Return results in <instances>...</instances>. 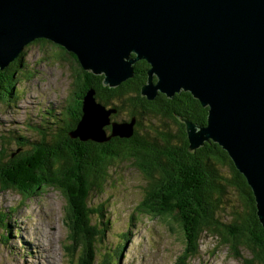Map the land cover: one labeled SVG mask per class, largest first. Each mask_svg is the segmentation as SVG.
<instances>
[{
  "label": "water",
  "instance_id": "obj_1",
  "mask_svg": "<svg viewBox=\"0 0 264 264\" xmlns=\"http://www.w3.org/2000/svg\"><path fill=\"white\" fill-rule=\"evenodd\" d=\"M37 37L73 51L83 69L104 72L103 85H117L131 75V62L144 59L146 98L187 90L208 105L207 127L186 124L189 151L210 139L227 151L252 189L264 230V0H0V69ZM96 105L99 115L83 114L78 123H90L93 133L77 127L71 136L133 134L134 117L109 123L117 108Z\"/></svg>",
  "mask_w": 264,
  "mask_h": 264
},
{
  "label": "rangeland",
  "instance_id": "obj_2",
  "mask_svg": "<svg viewBox=\"0 0 264 264\" xmlns=\"http://www.w3.org/2000/svg\"><path fill=\"white\" fill-rule=\"evenodd\" d=\"M33 40L24 43L13 59L23 62L24 69L17 75L12 94L3 92L0 97V151L5 149L6 152H12L15 149L19 152L23 144L29 150L33 147L32 142L38 141L39 137H44L47 144L54 143L56 140L52 138L56 134H64L66 126L74 122L65 117V110L73 105L75 91L81 93L84 89L85 82L79 78L82 71L78 69L73 51L61 48L53 40L52 44ZM57 52L60 54L56 55ZM130 58L136 59V55ZM139 60L129 64L131 75L119 83L131 81L137 74H143L136 69ZM82 70L92 73L91 70ZM145 74L139 91L147 81V71ZM96 75H100L102 81L105 78L104 72ZM103 86H108V83ZM91 92H94V96L95 90ZM161 94L165 95L156 90L147 100H154ZM119 95H114V100L108 97L106 102L98 101L97 98L92 100L87 92L85 106L88 105V113H83L86 114L85 119L99 115L102 109L97 103L107 109L116 107L125 100L122 94ZM96 110L98 112L94 114ZM123 113L118 114V109L110 113L108 122L127 120ZM148 114L151 113L146 111L144 116L147 118H140V123L147 124V120L156 119ZM133 117L135 126L138 123L137 116ZM84 123L80 127L77 125V131L80 133L88 129L86 132L93 133V126ZM70 131L67 133L71 136ZM101 131L103 127L96 133L100 137ZM86 135L83 133L82 138L79 135L78 139L92 140L84 138ZM106 145L112 148L113 143ZM112 161L116 162L115 165L107 168L99 187L95 186L87 196V206L93 210L92 220L98 231L97 239L90 244L93 247L88 250L93 253L92 260L86 246L76 239L73 213L70 212V203L65 193L47 187L28 197L18 189L4 190L0 187V264H177V261H183L180 253L184 249V235L176 220L173 217H154L142 210L146 189L149 192L152 182L145 180L134 161L124 159L122 154ZM230 170L233 171L232 168L221 169L220 173L230 178ZM224 189L215 215L228 225L234 213L242 212L243 209L237 191L228 185ZM104 222H107V226L102 224ZM223 230L224 235H232L231 227H223ZM197 240V252L186 260V264H245L252 258L250 251L253 250L246 244H239L236 250L231 240L224 243L205 230ZM232 252L240 254V257L236 258Z\"/></svg>",
  "mask_w": 264,
  "mask_h": 264
},
{
  "label": "trees",
  "instance_id": "obj_3",
  "mask_svg": "<svg viewBox=\"0 0 264 264\" xmlns=\"http://www.w3.org/2000/svg\"><path fill=\"white\" fill-rule=\"evenodd\" d=\"M46 39L39 37L33 42L51 43L50 39ZM73 56L78 69L82 71L79 78L85 82L81 93L75 91L71 109L65 107V117L74 122L66 126L64 134H56L52 138L56 140L54 143L47 144L44 137H39L38 141L32 142L33 147L29 150L25 144L19 147L22 150L20 153L15 149L12 152L1 150L0 187L4 190L18 189L28 197L47 187L65 193L70 203V212L73 213L76 239L88 251L93 247L90 244L97 239L98 231L92 220L93 210L87 206V196L105 178L107 168L115 165L112 159L122 154L124 159L134 161L145 180L152 182L149 192L146 189L142 210L154 217H173L179 224L184 235V249L180 253L183 261L178 262L177 258V264H186V260L197 252V239L204 230L224 243L231 240L236 250L239 244H246L253 251H250L252 258L249 263L245 264H264V230L256 215L254 194L245 177L238 172L227 151L212 139L205 141L196 150L189 151L186 124L193 122L206 126L208 105L204 106L187 90L175 92L173 97L161 94L148 101L139 91L145 73L150 68V64L143 59L136 66L137 72L143 73L141 76L137 74L131 81L110 87L103 86L100 75L82 70L74 53ZM22 69L24 64L17 58L0 69V97L4 93L12 94L17 75L22 73ZM92 88L97 100L107 102L108 97L114 100V95L120 97L119 94L125 97L116 108L118 114L124 112L127 120L133 115L137 116L138 123L131 137L117 135L106 141H81L67 133L68 130L76 129L82 120L85 95ZM146 111L156 119L147 120V124L140 123V118H147L144 116ZM105 131L110 136L111 126H105ZM108 143H113L112 148H107ZM228 168L233 169L230 170V178L220 173L221 169ZM225 185L237 191L243 209L242 212L234 213L228 225L215 215ZM102 224L107 226V222ZM223 227H231L232 235H224ZM87 253L92 260L93 253ZM233 255L240 257V254Z\"/></svg>",
  "mask_w": 264,
  "mask_h": 264
},
{
  "label": "bare ground",
  "instance_id": "obj_4",
  "mask_svg": "<svg viewBox=\"0 0 264 264\" xmlns=\"http://www.w3.org/2000/svg\"><path fill=\"white\" fill-rule=\"evenodd\" d=\"M93 90V89H92ZM97 103V102H96ZM204 125V124H203Z\"/></svg>",
  "mask_w": 264,
  "mask_h": 264
},
{
  "label": "flooded vegetation",
  "instance_id": "obj_5",
  "mask_svg": "<svg viewBox=\"0 0 264 264\" xmlns=\"http://www.w3.org/2000/svg\"><path fill=\"white\" fill-rule=\"evenodd\" d=\"M69 122V121H68Z\"/></svg>",
  "mask_w": 264,
  "mask_h": 264
}]
</instances>
